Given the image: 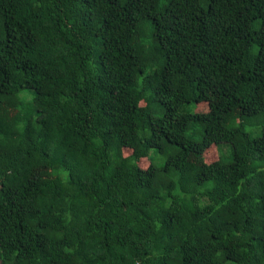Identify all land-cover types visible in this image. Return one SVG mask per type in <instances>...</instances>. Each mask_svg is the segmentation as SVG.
I'll list each match as a JSON object with an SVG mask.
<instances>
[{"label":"trees","instance_id":"obj_1","mask_svg":"<svg viewBox=\"0 0 264 264\" xmlns=\"http://www.w3.org/2000/svg\"><path fill=\"white\" fill-rule=\"evenodd\" d=\"M0 262L264 264V0H0Z\"/></svg>","mask_w":264,"mask_h":264},{"label":"rangeland","instance_id":"obj_2","mask_svg":"<svg viewBox=\"0 0 264 264\" xmlns=\"http://www.w3.org/2000/svg\"><path fill=\"white\" fill-rule=\"evenodd\" d=\"M205 106L207 107V104H203L201 106H199L200 108H205ZM261 128L262 126L261 125H253V126H249V130L252 131L253 135H258L260 132H261ZM224 151H227L228 147L225 145V146H222L221 147ZM205 159L206 160H214L216 158L219 157V152L217 150V148L215 146L211 147L207 153L204 155ZM159 161V159H158ZM147 163V161H145ZM1 264V262H0Z\"/></svg>","mask_w":264,"mask_h":264}]
</instances>
